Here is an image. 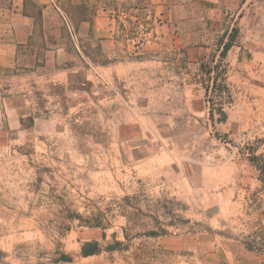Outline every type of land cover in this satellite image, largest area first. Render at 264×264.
Listing matches in <instances>:
<instances>
[{"label":"crops","instance_id":"obj_1","mask_svg":"<svg viewBox=\"0 0 264 264\" xmlns=\"http://www.w3.org/2000/svg\"><path fill=\"white\" fill-rule=\"evenodd\" d=\"M150 1L148 17L159 25L153 39L131 47L119 38L121 22L128 31L122 18L99 12L72 28L73 53L64 42L53 49L33 45V28L12 22L31 19L22 0L8 11L9 23L0 12V160L23 157L19 150L28 147L26 159L56 161L59 178L67 175V161L75 163L74 177L83 161H103L98 174L88 172L95 192L197 200L209 221L230 231L209 236L214 255L262 264L233 235L264 225V211L251 204L264 187L242 147L255 139L252 155L264 154V141L257 140L264 137V0H190L184 12L173 7L177 0ZM234 26L236 41L224 59L232 102L217 125L233 146L216 145L200 67L212 58L215 40L219 52ZM72 127L84 132L71 137ZM98 129L103 138L92 133ZM67 243L72 261L64 264H126L117 254L82 257L83 242L75 237Z\"/></svg>","mask_w":264,"mask_h":264},{"label":"rangeland","instance_id":"obj_2","mask_svg":"<svg viewBox=\"0 0 264 264\" xmlns=\"http://www.w3.org/2000/svg\"><path fill=\"white\" fill-rule=\"evenodd\" d=\"M19 1L0 0V12L7 13L6 22L12 20L8 11L17 8ZM186 1L190 0H177L173 7L184 12ZM22 4V13L35 18L30 17L28 25L21 17L12 22L26 26L27 31L33 28L30 39L33 45L43 44L45 48L53 49L59 42H64L70 53H73L70 42L75 38L73 30L80 15L89 18L93 11L114 9L128 26V31L119 27V38H128L131 47L143 42L144 38L153 39L154 29L159 26L148 17L152 10L150 0H22ZM162 5L165 9L168 3ZM80 6L87 10L83 11ZM25 36L24 33L21 39ZM217 43L215 40L210 52L212 58L202 64L204 69L215 65L212 64L215 57L218 59L216 64L219 62ZM200 70L205 75L203 87L209 135L216 145L231 146V139L217 128L226 119L218 120L220 110L225 112L232 102L227 81V90L219 92L213 87V77L208 76L202 66ZM227 71L226 65V79ZM83 132L74 127L70 130L71 137ZM92 133L99 138L105 136L100 129L92 130ZM257 140L263 142L264 137ZM253 141H247L242 147L253 157L259 185L264 187V154L255 159L252 154L257 146L255 139ZM31 153L30 148L23 147L19 150L23 157L13 154L0 160V264H64L59 258L61 254L69 255L67 239L70 236L83 243L96 241L101 246L120 242L119 250L103 253L117 254L116 259L126 264L233 263V257L214 255L216 244L209 242V236H226L230 231H225L219 221H209L211 218L204 213L199 201L150 191L129 197L95 192V178L94 184L88 172L98 174L104 168L103 161L96 164L83 161L79 164L81 171L77 177H74L75 163L67 161V175L59 178L56 161L26 159L24 154ZM100 188L104 187L98 186V190ZM261 195L251 203L259 214L264 211V192ZM98 222L100 227L95 226ZM152 231L158 235L149 236ZM237 235L243 237L245 247H251L264 264V225L258 224L252 231L234 233L233 236L238 239ZM233 253L239 258V251Z\"/></svg>","mask_w":264,"mask_h":264},{"label":"trees","instance_id":"obj_3","mask_svg":"<svg viewBox=\"0 0 264 264\" xmlns=\"http://www.w3.org/2000/svg\"><path fill=\"white\" fill-rule=\"evenodd\" d=\"M82 8L83 11H85V7L84 6H80ZM87 10V9H86ZM101 12H105L107 14H114L116 11H114V9L112 10H107V9H102ZM96 13V11H93V15ZM98 13V11H97ZM25 16H29L31 18H35L33 16H30L28 14H23ZM80 19L79 21H91V17L87 18L84 15H80ZM122 26V24H120ZM238 34V29L236 28V26L232 27L229 35H228V39L226 42H224L222 44L221 49L219 50V62L213 66H209L208 68L204 69L205 67L202 66V70L209 76L211 75V73L214 72L213 75V79H214V89L220 91H226L227 87H226V65L224 64V59L226 57V54L228 52V50L234 45L235 41H236V37ZM222 43V40L220 42V44ZM38 62L36 61V64ZM223 63V64H222ZM35 64V65H36ZM221 114L220 118L218 119L219 121H223L226 117V114L223 110H220L219 112ZM96 227H100L101 223L98 222L96 225ZM149 236H156L158 235L156 232L152 231L148 233ZM121 243L115 241L114 244H108L105 246H101L99 243H97L96 241H89V242H84L81 245V250H80V255L82 257H88V256H92V255H96V254H100L103 252H107V251H114V250H119ZM249 250H252L251 247L248 248ZM258 251V250H257ZM60 261L62 262H71L72 259L70 256L66 255V254H61L60 255Z\"/></svg>","mask_w":264,"mask_h":264},{"label":"built area","instance_id":"obj_4","mask_svg":"<svg viewBox=\"0 0 264 264\" xmlns=\"http://www.w3.org/2000/svg\"><path fill=\"white\" fill-rule=\"evenodd\" d=\"M213 75H214V72L213 73H211V76L213 77ZM212 87V84H211V86H210V88ZM210 88H209V90H208V92H210ZM208 103V102H207ZM207 105H209V103L207 104ZM248 153V152H247Z\"/></svg>","mask_w":264,"mask_h":264}]
</instances>
